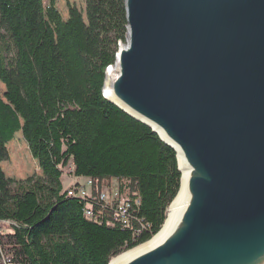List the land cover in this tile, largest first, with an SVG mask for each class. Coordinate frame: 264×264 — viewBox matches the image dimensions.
<instances>
[{
  "label": "trees",
  "instance_id": "16d2710c",
  "mask_svg": "<svg viewBox=\"0 0 264 264\" xmlns=\"http://www.w3.org/2000/svg\"><path fill=\"white\" fill-rule=\"evenodd\" d=\"M85 3L64 19L56 0H0V264H110L161 229L180 189L174 149L102 93L126 38L125 0ZM19 131L43 176L3 169ZM70 164L88 195L64 187Z\"/></svg>",
  "mask_w": 264,
  "mask_h": 264
},
{
  "label": "water",
  "instance_id": "95a60500",
  "mask_svg": "<svg viewBox=\"0 0 264 264\" xmlns=\"http://www.w3.org/2000/svg\"><path fill=\"white\" fill-rule=\"evenodd\" d=\"M125 10L102 93L176 152L169 209L184 180L185 193L167 231L169 215L110 264L140 247L120 264H264V0H125Z\"/></svg>",
  "mask_w": 264,
  "mask_h": 264
},
{
  "label": "rangeland",
  "instance_id": "374dc122",
  "mask_svg": "<svg viewBox=\"0 0 264 264\" xmlns=\"http://www.w3.org/2000/svg\"><path fill=\"white\" fill-rule=\"evenodd\" d=\"M47 2L49 0H46ZM78 7L84 14L86 12L85 0H56V7L64 19L69 16V6ZM6 91L5 85L0 81V95L3 96ZM16 134H19L16 136ZM10 142L7 143L9 158L2 163L3 169L6 174L14 180H25L31 176H43L39 162L35 159L25 141L21 131L17 132ZM72 165V166H71ZM73 164L67 166L64 170L63 185L65 188L71 190L75 184L85 186L90 191L91 181L87 178L78 179L73 175ZM80 180V181H78ZM104 195V198H102ZM119 196L118 181L113 179L110 187H105L101 199L106 203L113 202ZM123 200V199H121Z\"/></svg>",
  "mask_w": 264,
  "mask_h": 264
},
{
  "label": "bare ground",
  "instance_id": "6f19581e",
  "mask_svg": "<svg viewBox=\"0 0 264 264\" xmlns=\"http://www.w3.org/2000/svg\"><path fill=\"white\" fill-rule=\"evenodd\" d=\"M184 193H185V180L183 181V187H182V190H181L180 194L178 195V197L176 198V200L172 204V207L168 211V215L169 216H168L167 222L165 224L164 230H166V231L168 230V228L170 227V225H171V223H172V221H173L178 209L181 207V205H182V202H181L182 199L181 198L183 197ZM69 195H77V194H69ZM159 237L160 236L155 237L153 241H156ZM138 249H141V247L137 248L136 250H133L131 252H128V253H126L125 255H123V256H121L119 258L114 259L112 261V264H120V263H122L124 261L123 260L124 258L128 257L129 255H131L133 252L137 251Z\"/></svg>",
  "mask_w": 264,
  "mask_h": 264
},
{
  "label": "built area",
  "instance_id": "2783aa9c",
  "mask_svg": "<svg viewBox=\"0 0 264 264\" xmlns=\"http://www.w3.org/2000/svg\"><path fill=\"white\" fill-rule=\"evenodd\" d=\"M69 194H77L80 196H86L88 195L87 189L85 186H80L78 190H75L74 188L68 191ZM102 198H104V195H102ZM125 213H126V208L124 207V204L121 202L118 206V211L117 215L115 216L116 218H125ZM86 215L87 216H92V212L90 210H86Z\"/></svg>",
  "mask_w": 264,
  "mask_h": 264
},
{
  "label": "crops",
  "instance_id": "0c3cea01",
  "mask_svg": "<svg viewBox=\"0 0 264 264\" xmlns=\"http://www.w3.org/2000/svg\"><path fill=\"white\" fill-rule=\"evenodd\" d=\"M88 179V178H87ZM63 180V179H62ZM78 181H80V180H78ZM64 183V182H63Z\"/></svg>",
  "mask_w": 264,
  "mask_h": 264
}]
</instances>
